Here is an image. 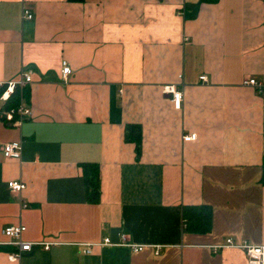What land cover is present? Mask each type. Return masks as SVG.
Instances as JSON below:
<instances>
[{"label": "crops", "instance_id": "0c3cea01", "mask_svg": "<svg viewBox=\"0 0 264 264\" xmlns=\"http://www.w3.org/2000/svg\"><path fill=\"white\" fill-rule=\"evenodd\" d=\"M24 73L30 117L0 101V264H249L238 247L264 248V0H0V92ZM83 164L100 166L98 205ZM200 206L207 235L184 221ZM10 227L50 250L10 262Z\"/></svg>", "mask_w": 264, "mask_h": 264}, {"label": "built area", "instance_id": "2783aa9c", "mask_svg": "<svg viewBox=\"0 0 264 264\" xmlns=\"http://www.w3.org/2000/svg\"><path fill=\"white\" fill-rule=\"evenodd\" d=\"M24 20L28 21V22H32V21H34V15L31 14L29 11H25L24 12ZM71 75H72L71 67L69 66V64L67 62H64L63 68H62L63 81L68 82ZM202 81H207V80H206V78H203ZM31 84H32L31 74H28V73L22 74L21 80L19 82L10 83L4 88L3 93L0 95V101L7 103L18 90L23 91L26 87L30 86ZM245 84H246V86H252V87L258 86L257 82L253 81V80H249ZM166 93L168 95L172 96V103L174 105L175 110L181 111L182 106H183V101H184L183 94L181 92H177V91L172 90V89L166 90ZM30 115H31L30 110L26 109L22 106L17 111H11V112H7L5 114L6 120L10 123L14 122V125H20L22 123V121L25 118L30 117ZM15 116H19L20 119L18 121H14ZM196 140H197L196 135L187 136L184 138V141L186 143L195 142ZM21 152H22V145L20 143L8 144V145L4 146V148H3L4 156L8 160L19 159L21 156ZM9 188L14 193H22L26 189V187L24 185L19 184V183H11V184H9ZM25 208H27V207L25 206ZM25 232H26V229L23 227H10V228H7L3 232V235L7 239L12 241L10 243V245L17 249V252L12 254L9 257V260L12 263L20 261L22 258V255L24 253L32 252L34 247L43 246L46 251L50 250V247H51L50 245L28 244V243L23 242L22 236ZM227 243H228V245H227L228 247L237 248V246H235L231 240L228 241ZM98 246H100V245H98ZM103 246H112V244L109 240H105ZM119 246L128 247L131 250H133V252L136 254L144 251V249H145L144 246H135V245L129 244L126 237L122 238ZM91 248H92V246H90V248H89L90 250L87 251V254H91V252H92ZM238 248L244 249L246 251V254H247V257L249 260V264H264V248H255V247H250L247 245L241 246Z\"/></svg>", "mask_w": 264, "mask_h": 264}, {"label": "trees", "instance_id": "16d2710c", "mask_svg": "<svg viewBox=\"0 0 264 264\" xmlns=\"http://www.w3.org/2000/svg\"><path fill=\"white\" fill-rule=\"evenodd\" d=\"M74 1V0H70ZM0 92V95L3 93ZM27 89L24 91H17L12 98L6 103L5 111H17L21 106V98L26 97ZM15 120L20 119L15 116ZM126 141L136 145L137 154H141L142 145V130L139 126H128L126 129ZM84 179L87 188L88 203L91 205H98L101 196L100 184V166L97 164H83ZM264 184V175L262 179ZM184 221L186 229L189 233L195 235H207L212 231V210L206 206L187 207L184 209Z\"/></svg>", "mask_w": 264, "mask_h": 264}]
</instances>
